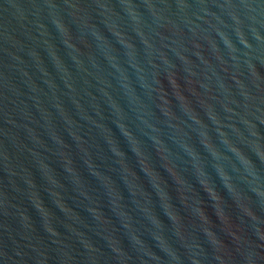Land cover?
Returning a JSON list of instances; mask_svg holds the SVG:
<instances>
[{
  "label": "water",
  "instance_id": "95a60500",
  "mask_svg": "<svg viewBox=\"0 0 264 264\" xmlns=\"http://www.w3.org/2000/svg\"><path fill=\"white\" fill-rule=\"evenodd\" d=\"M0 264H264V0H0Z\"/></svg>",
  "mask_w": 264,
  "mask_h": 264
}]
</instances>
